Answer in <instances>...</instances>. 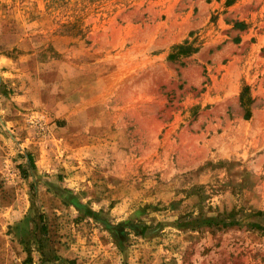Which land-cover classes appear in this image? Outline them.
Here are the masks:
<instances>
[{
  "label": "rangeland",
  "instance_id": "1",
  "mask_svg": "<svg viewBox=\"0 0 264 264\" xmlns=\"http://www.w3.org/2000/svg\"><path fill=\"white\" fill-rule=\"evenodd\" d=\"M252 224L264 0H0V264H264Z\"/></svg>",
  "mask_w": 264,
  "mask_h": 264
},
{
  "label": "trees",
  "instance_id": "2",
  "mask_svg": "<svg viewBox=\"0 0 264 264\" xmlns=\"http://www.w3.org/2000/svg\"><path fill=\"white\" fill-rule=\"evenodd\" d=\"M177 48H178V51L170 54L169 55L170 58H174L175 56H177L179 54H184V53L188 52V47H186V46H181L180 45V46H177ZM28 160H29L30 168L32 169L33 168V162L31 161V155H28ZM22 174L25 175L24 172ZM212 224L217 225L218 222L217 223H212ZM224 225H226V224H224ZM252 225L255 226L258 229L264 230V228L261 227L260 225H255V224H252Z\"/></svg>",
  "mask_w": 264,
  "mask_h": 264
}]
</instances>
